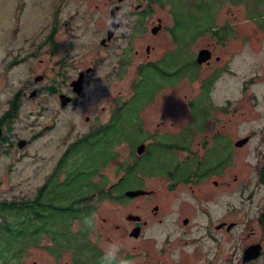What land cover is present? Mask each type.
<instances>
[{
	"label": "flooded vegetation",
	"instance_id": "flooded-vegetation-1",
	"mask_svg": "<svg viewBox=\"0 0 264 264\" xmlns=\"http://www.w3.org/2000/svg\"><path fill=\"white\" fill-rule=\"evenodd\" d=\"M47 2L52 7L44 42L29 45L26 50L22 48L24 54H14L9 59L11 62L31 60L45 49L48 66L55 73L49 74L42 68L27 78L26 87L18 88L9 98L7 109L12 101L19 105L33 89L36 93L32 97L45 91L54 95L58 98L56 112L60 114L70 108L71 128L79 133L67 148L72 143L80 146L84 144V138H93L106 130L117 131L115 128H118L130 134L137 127L145 135L138 142L144 144V149L142 152L136 149V156L147 153L153 156L151 148L157 145L158 139L143 124V106H139L136 99L146 96L136 92L134 82L141 79L137 69L141 66L163 69L164 64L176 63L178 67L192 66L197 78L200 72L204 74L201 92L195 96L185 95L187 105L183 110L187 114L184 125L180 124L173 132H156L157 135L186 134V140L181 141L179 137V141L163 144L174 155L170 161L172 167L160 174L164 177L161 194H157L155 187H145L143 176L146 174L143 173H139L138 179H142L144 185L137 188H143L145 192L130 196L125 191L132 187L113 186L127 175L126 170L114 183L98 186L88 193L90 198L87 201L107 200L108 209L102 213L96 203L78 206L81 215L76 217L94 230L95 239L86 236L88 229L82 238L77 239L75 247L79 251L71 252L64 264H166V225L170 220L180 229L177 238L185 247L179 251L184 258L202 259L203 253L210 251V240L217 239L218 233L230 234L241 226L248 232L243 234L245 244L240 264L257 263L264 251V0H207L209 6L200 7L191 16L172 0ZM167 3L171 4V24L156 15V5L163 7ZM65 8L67 12H63ZM118 39L123 43L116 44ZM169 41L174 44L167 45ZM114 53L118 54L117 72L121 75L130 63L136 62L133 92L128 97L117 98L108 115L96 112L82 116L80 100L89 94L88 82L102 80L101 59ZM44 60L43 57L39 59L40 63ZM36 75L42 77L36 79ZM237 75L242 98L246 97L248 84L263 86L255 94V109H231L228 107L231 100L226 97V104L218 103L220 109L216 110L217 103L211 94L216 81L226 78L225 86H229L234 83L231 76L236 80ZM182 77L179 76L178 81ZM44 79H47L46 83ZM60 93L70 97L64 105ZM201 99L204 103L206 99L210 102L203 111L197 107ZM125 106L136 109L137 124L131 126L133 117ZM126 118H129L128 122ZM83 120L88 124L77 123ZM8 121L9 118L0 122V140ZM112 122L114 125H110ZM48 127L49 124L38 127L36 136L40 135L42 128ZM148 136L155 138L147 141ZM125 137L123 140L127 141L128 135ZM111 150L113 152V148ZM130 155L135 159L136 156ZM134 159L124 163L133 164ZM232 195H237V205L231 202ZM155 196L158 202L146 203ZM139 197H145V204L135 201ZM231 222L234 224L228 228ZM255 228L263 229L257 239L253 238ZM196 229L200 230L199 235L194 234ZM257 241L262 243L261 253L244 262V249ZM53 253L58 255L60 252Z\"/></svg>",
	"mask_w": 264,
	"mask_h": 264
},
{
	"label": "rangeland",
	"instance_id": "rangeland-1",
	"mask_svg": "<svg viewBox=\"0 0 264 264\" xmlns=\"http://www.w3.org/2000/svg\"><path fill=\"white\" fill-rule=\"evenodd\" d=\"M173 3L178 4L183 12L187 15L193 14L199 10L200 7H208L207 0H172ZM203 3V4H201ZM50 7H52L47 0H0V117L7 111L9 106V98L18 88L26 87V79L33 74L40 72L45 68L49 74H54L55 71L48 66V58L45 49L39 52L31 60L25 61H10L12 55L24 54L27 46L39 44L44 42L48 30ZM171 4L167 3L161 7L156 5V15H161L168 24L172 22ZM67 8L63 12H67ZM64 16V14H63ZM191 16V15H190ZM206 22V21H205ZM168 33V32H167ZM123 43L122 39H118L116 44ZM167 44V43H165ZM173 45L170 42L167 45ZM23 48V50H22ZM103 57L102 80H90L88 82L86 96L80 100L82 108L79 110L81 115L99 113L102 116L108 115L109 109L116 102L119 97H128L132 91V80L137 75L135 63L128 65L123 75L117 72L119 65L117 63L118 54ZM45 58L43 63L39 59ZM21 61V62H20ZM133 61H136L134 59ZM39 62V63H38ZM112 69V72L110 71ZM179 69V70H177ZM163 72L158 71L153 80L151 78L146 80L147 93L137 98L141 109V116L144 127L150 133H155L158 141L155 147L151 148L155 159L163 164L161 171L157 175H142L145 181L146 188H157L158 193L164 187V170L172 167L173 151L168 147H163L169 142L186 140V134H170L157 135L156 132H173L178 130V126L184 125L186 110L184 111L186 103V94H199L201 92V82L203 80V72H200L198 78L194 75L195 69L192 66L179 67L174 64H164ZM116 72V73H113ZM183 77L178 81V77ZM236 80L231 76L234 83L225 86L226 78L216 81L212 88L211 94L217 103L216 110L220 107L218 103H225V98H230L228 107L231 109H255V94L262 90V85L248 84L246 86V97L242 98L240 86ZM44 83L47 79H44ZM162 86L160 89L159 87ZM159 89V90H158ZM158 90V91H157ZM157 91V93H156ZM156 93V96H155ZM195 96V95H194ZM155 97V98H154ZM154 98V99H153ZM150 99H153L150 101ZM58 98L49 92H43L40 96L32 97L27 95L19 102V107L16 113L9 118L7 126L4 128V136L0 140V200L1 199H19L33 197L40 186L45 182L48 174L55 168L59 158L62 156L68 144L77 138L79 135L73 128H71L72 120L69 118L72 113L69 108L66 112L58 114L55 105ZM209 100L201 99L197 104L198 110H205L209 107ZM145 105V106H144ZM75 113V112H74ZM76 114V113H75ZM249 114V112H247ZM126 118L125 121H129ZM131 126L139 122L138 119L132 118ZM180 122V123H178ZM79 125L88 124L87 121L77 122ZM47 129L42 128L40 135L36 136L38 127L48 125ZM148 136L147 141L151 138ZM19 138H26L27 142L23 146H19L17 141ZM113 146V152L109 148L108 155L105 156L108 161L98 170L99 173L94 176L93 180L99 183V186L105 187L117 181L120 175L123 174L124 168L127 164L126 160L133 161L136 156V146L141 138L136 134L130 133L127 141L125 135L119 134ZM178 139V140H176ZM163 142V143H162ZM161 144V145H159ZM93 148H86L83 152V157L88 159L94 152ZM116 153V154H115ZM86 159V160H87ZM89 164H84L83 169L88 170ZM63 176V174H61ZM142 179L128 177L125 182H120L116 186L122 188L134 187L144 185ZM115 186V187H116ZM96 187L86 186L84 194H88ZM80 192H76L79 195ZM231 202L238 204L237 195L231 196ZM136 202H143L145 204V197H139ZM157 196L151 197L147 200V204H154L158 202ZM100 205L99 211L104 213L108 208L107 200L92 202ZM238 218V217H237ZM202 220V218H200ZM80 218L73 217L70 224L71 234H81L83 223ZM100 224L99 219L97 225ZM92 224L90 225V227ZM93 227H91L92 229ZM88 234L86 236L95 239L93 231L87 228ZM197 230V229H196ZM256 234L253 238L257 239L263 233V229L255 228ZM167 231V252L166 264H240V257L243 252L244 230L241 226L237 227L230 234L218 233L217 239L210 240V251L203 253V258H184L180 256L182 249V241L178 240L179 227L169 221L166 225ZM193 234V232H192ZM194 234L199 235L200 230L194 231ZM83 235H80L82 238ZM52 242L51 236L48 233H43L40 241L36 244L29 245L24 252L21 253L20 262L18 264H64L71 252L79 251L75 242L63 240L58 245V250L61 249L58 255H55L47 244ZM200 242V241H196ZM73 247H75L73 249ZM254 264H264V251L260 260Z\"/></svg>",
	"mask_w": 264,
	"mask_h": 264
},
{
	"label": "trees",
	"instance_id": "trees-1",
	"mask_svg": "<svg viewBox=\"0 0 264 264\" xmlns=\"http://www.w3.org/2000/svg\"><path fill=\"white\" fill-rule=\"evenodd\" d=\"M151 68L141 66L137 69L141 78L140 81L134 82L138 94L147 93V79L153 80L158 71L163 72L162 69ZM17 109V101H12L0 122L12 117ZM124 109H128L133 119H138L134 107L125 106ZM115 129L117 131L110 129L92 136L93 138H84V144L80 146L72 143L33 197L0 200V264H18L21 253L29 245L40 241L43 233L51 236L52 242L47 244V247L56 253L61 251L58 250V245L63 240L76 243L80 235L87 231L88 227L83 223L80 235L71 234L70 224L73 217L81 215L78 206L87 204L90 198L88 194H84V188L88 185L98 188L99 183L93 178L99 173L101 166L108 163L109 159L105 157L108 155V149L113 148L119 134L129 135L118 128ZM133 134L141 139L145 135L143 130L137 127ZM86 148H93L94 152L91 157L86 158L87 160L83 157ZM149 154L137 155L133 164L125 166L127 175L121 177L113 186L125 182L130 176L139 178V173L153 174L161 171L163 164L155 159L156 156ZM85 163L90 166L88 170L83 169ZM76 192L80 194L76 195Z\"/></svg>",
	"mask_w": 264,
	"mask_h": 264
},
{
	"label": "water",
	"instance_id": "water-1",
	"mask_svg": "<svg viewBox=\"0 0 264 264\" xmlns=\"http://www.w3.org/2000/svg\"><path fill=\"white\" fill-rule=\"evenodd\" d=\"M115 27V26H114ZM114 27H112L110 29V31L112 32L114 30ZM110 35V33H109ZM42 76L40 75H36V79H40ZM36 93V90L33 89L30 92V96H33ZM60 100H61V104L64 105L65 103H67L70 100V97L67 96L64 93H60ZM1 134H2V127L0 126V138H1ZM27 142L26 138H19V140L17 141V144L21 147L23 146L25 143ZM136 149L138 152H142L144 149V144L140 143L136 146ZM146 190L143 188H129L125 191V194L133 196L136 195L138 193H142L145 192ZM234 224V222H231L230 224H228V228L231 227ZM262 251V243L257 241L254 242L250 245H248L245 249H244V253H243V261H247L251 258H255L257 257Z\"/></svg>",
	"mask_w": 264,
	"mask_h": 264
}]
</instances>
